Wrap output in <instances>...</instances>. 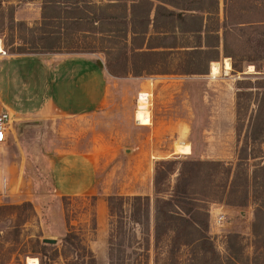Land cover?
Returning a JSON list of instances; mask_svg holds the SVG:
<instances>
[{
  "label": "rangeland",
  "instance_id": "obj_1",
  "mask_svg": "<svg viewBox=\"0 0 264 264\" xmlns=\"http://www.w3.org/2000/svg\"><path fill=\"white\" fill-rule=\"evenodd\" d=\"M0 1L3 16L13 5L16 20L28 26L40 20L42 0ZM219 11L227 49L215 61L218 73L211 75L209 68L205 75L137 78L106 72L98 104L81 93L76 81L83 63L94 67L92 58L105 67L103 47L108 42L100 33L74 32L65 40L67 49L36 54L30 50L37 48L39 32L30 35L17 29L10 44L9 31L0 28L6 52L0 54V107L12 114L15 130L14 137L0 145V159L11 158L15 185L5 199L0 192V264H26L28 257L38 262L42 257L43 264H66L76 256L74 246L63 243L68 231L82 238L96 264H108L107 196L149 195L152 205L157 195L153 174L156 166L167 168L166 161L176 160L169 165L174 171L161 184L160 196L172 193L179 170L194 171L187 178L189 190L198 197L216 189L220 179L211 174L213 167L182 165V160H221L232 166V174L241 156L244 170L237 183L243 186L246 176L248 192L256 190L257 201L264 200V169H256L264 166V0H219ZM225 59L231 66L227 73ZM183 60L172 57L168 70L181 72L186 67ZM141 92L148 93V125L135 120ZM185 144L191 148L189 154L178 151ZM59 154L71 158L61 170L69 181L85 173L91 184L86 191L84 178L74 186L81 193L55 191L49 164ZM256 183L259 187L254 189ZM256 206L252 196L244 207L208 201L213 247L194 248V253L182 246L171 264H252L256 249L257 264H264V214L257 238L252 231ZM44 238L56 239L57 248L45 256L37 243ZM148 264H153L151 259Z\"/></svg>",
  "mask_w": 264,
  "mask_h": 264
},
{
  "label": "trees",
  "instance_id": "obj_2",
  "mask_svg": "<svg viewBox=\"0 0 264 264\" xmlns=\"http://www.w3.org/2000/svg\"><path fill=\"white\" fill-rule=\"evenodd\" d=\"M218 2L42 0L40 20L33 26L16 20L14 6L10 5L6 8L7 16L0 14V28L9 31L10 44L13 43L17 29L30 35L39 32L38 46L30 50L36 54H53L67 49L65 40H70L74 32L100 33L102 40L108 42L103 47L105 69L113 76L203 75L208 73L210 62L218 60L220 29H223L224 40V26L215 16ZM112 8H116L117 12L108 11ZM3 12L4 7L0 1V13ZM177 56L186 60V67L181 72L169 71V60ZM210 70L212 74L218 73V62H213ZM242 159L239 156L232 174V166L221 160L188 159L180 162L182 165L213 167L211 174H217L220 182L205 198L198 197L193 189L189 190L191 180L187 176L194 174L192 170L188 173L179 170L172 193L166 197L160 196L161 184L174 171L169 165L176 160L166 161L168 167L164 169L156 166L152 183L157 195L152 205L149 195H108V264H148L150 259L153 264H160V261L162 264H171L176 262L182 246L192 248V252L194 248L201 251L206 245L212 248L208 235L207 204L210 200L244 207L250 196L256 199L252 231L257 238L260 216L264 214V200L258 198L257 201L256 190H252L251 194L248 192L246 176L243 186L237 183L239 172L244 170ZM256 169H264V166H257ZM253 186L256 189L259 183ZM126 218L130 222H126ZM62 239L63 243L77 250H74L75 258L67 260L66 264H96L95 256L78 234L68 231ZM37 243L39 253L44 256L48 250L57 249L56 244L39 240ZM258 255L257 249L254 250L252 264H257ZM39 264H43L42 257L39 258Z\"/></svg>",
  "mask_w": 264,
  "mask_h": 264
},
{
  "label": "crops",
  "instance_id": "obj_3",
  "mask_svg": "<svg viewBox=\"0 0 264 264\" xmlns=\"http://www.w3.org/2000/svg\"><path fill=\"white\" fill-rule=\"evenodd\" d=\"M101 1L106 2V0H101ZM215 16H218L219 23L223 24L219 17V16H222L221 12L219 11V2H218V11L215 14ZM222 30L223 29H220L219 31V35H220V44L218 47L219 56L223 55L224 51H226L227 49L225 48V40H222V32H223ZM215 61L216 60H213L212 62H215ZM90 62L94 67L90 68L87 65L89 63H86V62L83 63L82 65L84 66V71L79 74V76L77 77L76 83L78 84L81 90V93L85 97H88L89 101L91 100L93 104H98L100 102V98L98 97L99 95L102 94V90L104 89V86H105L104 77H106V70H105V67L104 66L102 67L99 60H97L96 58L90 59ZM164 75H175V74H164ZM94 90H97L99 94L93 93ZM0 110H2V107H0ZM178 151L182 154H189L191 152V148L188 144H185L182 146H178ZM65 157H68V159H64ZM10 162H11V158L6 157V158H2V160L0 159V176L2 174V188H0V192L2 191V199L9 197L11 195L10 193L15 187L13 178H12L13 177L12 173L9 172ZM70 162H71V158L68 155L59 154V155H56L54 158H52V161L49 164L50 171L53 173V180L55 184L54 189L59 194L81 193L83 191H86L89 185L91 186L88 179L85 177L86 175L84 172L83 174L80 173V175L74 180L71 179L69 181V178H65L64 174L61 173V170L67 168V164H71ZM83 178H84V183H85L84 185L85 189L81 192H76L74 189V186L75 184L80 182L81 179ZM0 198H1V195H0Z\"/></svg>",
  "mask_w": 264,
  "mask_h": 264
},
{
  "label": "bare ground",
  "instance_id": "obj_4",
  "mask_svg": "<svg viewBox=\"0 0 264 264\" xmlns=\"http://www.w3.org/2000/svg\"><path fill=\"white\" fill-rule=\"evenodd\" d=\"M2 51H3V49H2V44H1V40H0V53ZM210 68H211V65H210ZM230 68H231V66H230V63H229L228 59H225L224 60V69H225V72L227 73L230 70ZM248 70L250 72H252L253 67L252 66H249L248 67ZM210 73H211V70H210ZM211 75H213V74L211 73ZM147 97H148V94L145 93V92L139 93L138 94V97H137L138 102H137V109L135 110V120L140 125H148V124H150L149 113L146 110ZM26 264H39V262H38V259L35 258V257H28L26 259Z\"/></svg>",
  "mask_w": 264,
  "mask_h": 264
},
{
  "label": "built area",
  "instance_id": "obj_5",
  "mask_svg": "<svg viewBox=\"0 0 264 264\" xmlns=\"http://www.w3.org/2000/svg\"><path fill=\"white\" fill-rule=\"evenodd\" d=\"M0 54L6 55V52L3 50ZM211 63L212 62H210V65ZM13 120L12 114L7 109L0 110V145L6 143L8 138L14 137L15 130L12 126Z\"/></svg>",
  "mask_w": 264,
  "mask_h": 264
},
{
  "label": "water",
  "instance_id": "obj_6",
  "mask_svg": "<svg viewBox=\"0 0 264 264\" xmlns=\"http://www.w3.org/2000/svg\"><path fill=\"white\" fill-rule=\"evenodd\" d=\"M42 241L44 243H47V244H55L56 243V239H54V238H44Z\"/></svg>",
  "mask_w": 264,
  "mask_h": 264
}]
</instances>
